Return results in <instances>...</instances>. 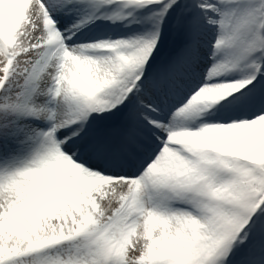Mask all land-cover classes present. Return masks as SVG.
<instances>
[{
    "label": "snow or ice",
    "instance_id": "1",
    "mask_svg": "<svg viewBox=\"0 0 264 264\" xmlns=\"http://www.w3.org/2000/svg\"><path fill=\"white\" fill-rule=\"evenodd\" d=\"M0 264H264V0H0Z\"/></svg>",
    "mask_w": 264,
    "mask_h": 264
}]
</instances>
